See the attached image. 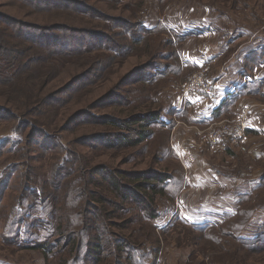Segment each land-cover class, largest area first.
<instances>
[{"label": "trees", "instance_id": "1", "mask_svg": "<svg viewBox=\"0 0 264 264\" xmlns=\"http://www.w3.org/2000/svg\"><path fill=\"white\" fill-rule=\"evenodd\" d=\"M14 1L32 8L36 14L55 12L52 15L57 17L56 14L68 13L97 21L95 24L99 26H80L63 21L41 23L0 11V96L10 104L0 103V122L16 121V132L25 126L30 128L24 145L15 152L18 158L25 159L12 164L4 176L11 177L24 167L22 173L17 174V179H23L22 189H16L19 192L1 225V237L18 250L42 252L46 264H125L122 261L139 264L146 257L144 245L134 242L133 232L136 230H132L129 236H119L116 243L117 238L109 236L112 234L109 230L113 225L111 219L120 210H125L124 202L131 201L149 220L161 217L165 211L173 216L166 227L173 221L181 222L180 218H175L174 203L184 185L185 172L168 141L175 120L168 122L163 116L164 108H153L152 105L159 103L162 83L169 84L176 77L186 78L190 69H197L182 59L181 45L190 36L170 29L163 21L147 29L143 19L130 23L126 17L100 10L93 2L123 4L131 0ZM153 39H157L158 45H151ZM133 49L134 52L144 50L148 61L146 59L121 76L106 92L95 95L87 106L75 108L68 116L65 114L73 105L87 101L94 88L103 85L115 72L113 70H117L115 63L119 65ZM50 68L74 70L73 73L81 70L43 96L41 91ZM130 85L135 87L132 89ZM107 104L121 106L126 114L96 115L95 111ZM25 108L27 111L20 113ZM61 113L67 116L65 130L82 124L105 127L106 130L81 135L71 143L96 153L134 148L163 136L164 144L156 155L164 163L172 161L170 169L125 171L113 169L109 164L94 165L83 152L74 150L69 143L64 144L62 136L48 129L50 119ZM182 119L187 118L183 115ZM210 125L196 126L203 129ZM30 153L34 155L30 156ZM45 157H53L50 173L31 162ZM4 178H0V187L6 185ZM43 182L44 186H41ZM105 184L110 186L111 198L105 194ZM260 188H264V176ZM156 196L169 199L165 202V210L154 207ZM61 202L69 208L66 209ZM132 221L127 220V224H133ZM188 227L227 253L226 249L236 248L232 251L235 255L242 253L245 256L264 247V239L233 237L227 235L221 226ZM82 236L87 237L85 241ZM226 237L234 243L222 244ZM137 250H140L139 255ZM107 254L116 255L118 259L112 263L105 256Z\"/></svg>", "mask_w": 264, "mask_h": 264}, {"label": "rangeland", "instance_id": "2", "mask_svg": "<svg viewBox=\"0 0 264 264\" xmlns=\"http://www.w3.org/2000/svg\"><path fill=\"white\" fill-rule=\"evenodd\" d=\"M93 2L100 10L113 16L119 15L126 17L129 19L128 21L130 23H134L138 19H143L147 29L154 28L156 24L168 18H179L182 15H194L209 17L216 27L218 24L221 26L230 25L231 27L235 20L240 19L243 20V22L252 23L258 30H264V0H131L123 4L102 1ZM0 11L25 20L41 23L63 21L80 26H99V24H95L97 21L92 22L85 17H76L68 15V13L56 14L57 17L52 15L55 14V12L36 14L32 8L24 6V4L22 5L14 0H0ZM224 15H226V17ZM177 21L179 20L177 19ZM187 41L181 45L182 52H184V46ZM152 42L153 44L151 43V45H158L157 39H153ZM143 45L142 43L141 46ZM146 59L147 56L144 55V50L140 49V52H134L133 49L132 54L126 55L119 65L115 63L117 70H113L115 72L109 76L108 80L103 85L94 88V93L90 95L87 101L79 103V105H73L65 114H71L75 111V108L79 106H87L95 95H101L109 90L121 76L128 73L135 66L145 62ZM146 61H148V59ZM199 68L200 66L197 69L194 68V70L193 68L190 69L188 71L189 75L186 78L180 79L176 77L172 79L169 84H161V91L158 93L159 103H153L152 107L158 108V106H162L164 108L163 116H165V120L168 122L175 118L174 114L177 112L172 106L173 100L184 98L183 85ZM208 68L209 77H211V72L214 67L209 66ZM80 70L81 69H78L73 73L74 70H64L63 68L59 71H55L53 68H50V74L44 84L41 95H48L53 90L57 89L61 83L69 80L73 74ZM134 87L135 85H130V88L133 89ZM0 103L10 105L2 96H0ZM248 103L253 106V111L255 109L254 113L253 111L251 113H253L257 121L260 119V114L262 117L260 124L264 125V100L255 97L253 99L251 98ZM13 109L16 110L15 107ZM139 110H144V108ZM25 111H27L26 108L22 109L20 113ZM95 113L96 115L114 114L116 116L126 114V112L122 111L121 106H112L109 104L103 105L95 111ZM65 114L61 113L58 116L56 115L57 118L50 119L49 124L51 125L48 129L60 137L62 136L64 144L69 143L74 150L83 152V155L91 159L94 165L109 164V166H113V169L117 168L125 171L170 169L172 161L164 163L159 160L156 155L161 144H164L163 136L161 138H153L149 142L134 148H125L117 152L106 150V152L103 153H96L89 151L86 147L75 146L71 143L81 135L106 130L105 127L94 124H82L73 129L65 130L64 126L68 116H65ZM235 116H230L228 120L234 119ZM23 118H28V116ZM186 120L185 122H187ZM225 120L227 119L217 121L214 124ZM257 121L255 124H259V121ZM16 124V121L9 119L0 122V146L4 145V147H2L3 149L0 148V178H4V176L8 174L10 170L9 167L12 164H18L20 159H25L23 157L18 158L16 153L19 151L18 148L23 144V141H26L30 128L25 126L19 132H16L14 127ZM185 124L192 127L195 126L188 122ZM196 127L198 126L193 128L198 132ZM249 131L250 129L244 141H239L237 143L228 141L230 143L229 145L225 144L220 148L212 147L209 144L214 151H216V149L225 151L228 147L227 151H230V153L227 152L225 155L224 153H218L217 155L210 154L212 158L205 161L209 165H206L203 160H200L199 168L197 169L195 167L192 173L190 166L196 163L198 158L196 159L197 153L191 151V145H182L179 147L180 155L182 158L184 157L183 161L174 151L178 159L177 162L180 163L183 168L188 182L194 183V172L198 173V182L194 183L195 187H191L192 191H188L187 195L180 197L182 191L187 187L183 185L182 191L180 190L181 193L179 192L175 200L174 205L177 209L174 213H177L175 218H180L181 222L178 220L177 222L173 221L169 227H166L173 218V216H171L172 214L164 211L161 217L149 220L145 218L143 215L144 213H140L139 209L135 206L136 203L129 201V203L124 202L123 206L125 210H120L117 215L112 216L111 223L113 225L109 228L110 234H112L109 236L113 239L117 238L116 243H118L119 236H129L131 231L135 229L136 231L133 233H135L136 241L134 242H141L140 245H144L143 253L144 257H146L145 261L141 260L139 264H264V247L259 248L262 250L246 253L245 256H243L242 253L235 255L232 251L236 250V248H225L229 251V253H227L215 247L216 245L213 246L209 244V241L202 238L201 233H197L188 227V225L221 226L226 229L227 235L233 237L242 236L243 238L250 239L255 237L257 239H264V188H260L262 177L264 176V137L257 135L252 136L249 134ZM5 140H8L9 143L3 144L2 142ZM168 141L171 145V134L168 137ZM47 154L49 155L50 153ZM29 155L33 156L34 154L30 153ZM52 158L53 157H45L41 160H32L31 162L38 169L49 171L50 173ZM23 169L24 167L22 166L19 169L20 171H17L16 174L14 173L13 176L4 178V183L6 185L0 187V193L2 195V199L0 195V264H46L42 252L35 250H18L10 243L5 242L1 237V225L5 222L8 212L15 203L18 192L22 189L23 179H17L19 178L17 174H21V170ZM207 177H209L208 180ZM257 181L258 184L255 185ZM44 183L45 182L40 183V185L44 186ZM19 187V191H16ZM208 187L212 188L213 192L205 190V188ZM104 190L105 194L111 198L112 193L108 184H105ZM115 199L117 198L115 197ZM168 200L169 199L156 196L153 205L154 207L156 206L159 211L165 210V202ZM61 205L65 206L64 203ZM68 206L69 205L65 206L66 209L69 208ZM77 208L79 210L82 209V207ZM2 215L4 220L2 219ZM127 220H133L132 222L134 223L128 225ZM74 228H77V225H75ZM79 228L80 227H78V229ZM211 232H214V230ZM92 234H94V231ZM141 234H145V236L142 237ZM212 234L215 236V233ZM86 238L87 237L82 236L83 241H85ZM226 238L227 239H225L222 244L234 243L230 237ZM217 240H219V238ZM116 243H114V245H116ZM157 248L158 250H156ZM145 251H148L146 255ZM139 252L140 250H137L136 254L139 255ZM105 256H107L108 260L112 263L114 260L118 259L116 255L112 254H107ZM122 256H124V254H122ZM122 262L125 264H137L131 261ZM48 264H50V262ZM51 264L57 263L53 262Z\"/></svg>", "mask_w": 264, "mask_h": 264}, {"label": "crops", "instance_id": "3", "mask_svg": "<svg viewBox=\"0 0 264 264\" xmlns=\"http://www.w3.org/2000/svg\"><path fill=\"white\" fill-rule=\"evenodd\" d=\"M163 22L170 29L189 34L190 37L184 46L183 62H189L197 68L203 64L214 67L210 78L219 92L217 100L208 97L184 96L183 99L172 102L177 112L174 114L175 123L171 128L170 146L172 148V145L176 147L191 145V151L196 152V159L198 158L196 163H190L191 166L189 164L192 173L195 167L199 168L200 160L205 162L212 158L210 154L230 153L227 151L228 147L225 151L221 149L214 151L209 145L201 143L193 127L196 125L205 127L228 119L230 116L233 117L251 98L259 97L264 100V30H258L252 23L243 22L240 19L235 20L231 27L220 24L216 27L207 16L182 15L179 18H168ZM253 113L249 123V134L264 137V125L260 124L262 117L259 114V124H255L257 119ZM183 115L188 119L186 120L188 123L195 126L185 124L187 122L182 119ZM196 173L194 172L195 175H193L194 183L198 182V173ZM194 183L188 182L185 175L184 186L187 187L181 190L182 193L180 191V197L192 191L191 187ZM257 184L258 181L255 185ZM205 190L213 192V189L209 187Z\"/></svg>", "mask_w": 264, "mask_h": 264}, {"label": "built area", "instance_id": "4", "mask_svg": "<svg viewBox=\"0 0 264 264\" xmlns=\"http://www.w3.org/2000/svg\"><path fill=\"white\" fill-rule=\"evenodd\" d=\"M209 65H200L198 71L183 85V94L190 98L208 97L217 100L219 92L209 77ZM253 106L244 103L238 114L232 120H225L217 124L212 123L206 128L196 127L198 136L203 144H210L212 147H221L228 141L239 142L246 140L250 129V117ZM175 153L180 155L179 147L172 145Z\"/></svg>", "mask_w": 264, "mask_h": 264}]
</instances>
